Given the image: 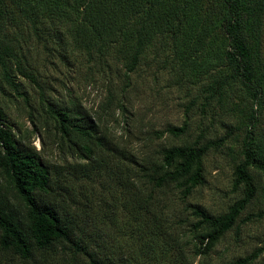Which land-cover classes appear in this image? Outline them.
Masks as SVG:
<instances>
[{
	"label": "rangeland",
	"instance_id": "obj_1",
	"mask_svg": "<svg viewBox=\"0 0 264 264\" xmlns=\"http://www.w3.org/2000/svg\"><path fill=\"white\" fill-rule=\"evenodd\" d=\"M43 1L40 15L46 26L41 28L49 32L58 27L62 40H37L13 3L5 2L0 35L13 58L8 59L9 79L0 67V123L22 148H35L53 169L62 168L67 211L96 264H231L263 248L264 217L257 214L264 207V176L259 169H249L258 188L255 197L209 249L201 238L204 229L194 226L198 218L193 210L224 214L243 197L244 186L235 185L234 171L243 160L242 140L253 113V137L264 148V0H252L244 12L246 36L257 57L260 107L238 80L227 83L221 96L208 90L230 72L222 0H187L190 8L180 35L175 40L155 36L130 72L112 51L93 60L77 50L68 21L57 12V0ZM51 15L54 20L47 23ZM19 69L36 78L49 101L79 105L93 114L106 148L90 161L72 155L46 116L37 84ZM185 119L183 134L166 130ZM231 127L237 129L227 135ZM206 142L214 144L201 157L202 181L188 194L180 183L155 188L140 177L142 165L162 163L166 148ZM0 185H10L1 169ZM138 191L140 198H134ZM0 264L92 263L88 256L58 246L29 260L0 249ZM246 264H264V250Z\"/></svg>",
	"mask_w": 264,
	"mask_h": 264
},
{
	"label": "trees",
	"instance_id": "obj_2",
	"mask_svg": "<svg viewBox=\"0 0 264 264\" xmlns=\"http://www.w3.org/2000/svg\"><path fill=\"white\" fill-rule=\"evenodd\" d=\"M6 1L0 0V34ZM9 1L30 25L37 40H62L58 27H50L49 32L41 28L46 26L40 15L43 0ZM222 1L225 18L221 26L227 41L224 58L230 72L214 81L208 90L212 95L221 96L227 83L238 80L252 102L260 107L262 90L257 83V57L246 36L244 22V12L252 0ZM56 3L57 12L63 13V20L68 21L66 29L70 42L77 50L83 51L93 60L103 59L112 51L114 60L129 72L138 65L146 44L155 36L175 40L180 35L190 8L187 0H57ZM53 20L51 15L47 23ZM12 56L11 47L3 43L0 35V67L7 79L8 59ZM19 71L37 84L46 116L51 119L54 129L72 155L75 153L79 158L90 161L95 158L97 150L106 148L93 114L79 105L65 106L49 101L36 78L21 69ZM3 115L0 110V122ZM256 121L253 113L242 140L243 160L234 171L235 185L244 186L243 197L224 214L211 215L200 208L193 210V215L198 218L194 223L195 228L204 229L201 238L206 240V249L211 248L222 234L232 228L241 211L255 197L258 188L249 172L250 167L259 169L264 176V148L255 141L252 133ZM32 122L37 130L38 125ZM187 126L185 119L181 126H170L166 130L173 136H179L186 131ZM236 129L231 127L227 135ZM213 144L206 142L203 146L195 143L166 148L162 163L142 165L140 177L145 184L155 188L165 183H180L185 186L184 193L188 194L193 186L202 181L201 157ZM58 168L53 169L51 163L44 160L35 148H22L11 129L0 123V169L9 177L10 183L7 187L0 185V249L29 260L34 259L37 252L59 246L75 254L88 256L91 263L96 264L87 245L77 236L78 222L67 211V181L61 172L62 168ZM10 187L13 191L11 194ZM141 193L134 192V198H140ZM262 193L264 195V185ZM145 200L148 201V198ZM257 216L264 217V207ZM262 250L264 247L231 264H246Z\"/></svg>",
	"mask_w": 264,
	"mask_h": 264
}]
</instances>
